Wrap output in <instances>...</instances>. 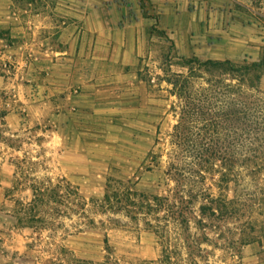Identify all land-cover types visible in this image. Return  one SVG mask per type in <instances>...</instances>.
<instances>
[{
  "label": "crops",
  "instance_id": "crops-1",
  "mask_svg": "<svg viewBox=\"0 0 264 264\" xmlns=\"http://www.w3.org/2000/svg\"><path fill=\"white\" fill-rule=\"evenodd\" d=\"M56 2L54 31L0 9V30L14 38L0 49V264L97 259L86 254H97L96 231L82 226L71 233L57 221L45 234L41 222L28 220L27 207L48 195L41 188L53 181L79 196L105 194L114 129L124 139L127 117L142 116L150 102L138 68L156 43L165 46L166 34L187 54H264V0ZM240 263L264 264V242L245 246Z\"/></svg>",
  "mask_w": 264,
  "mask_h": 264
},
{
  "label": "rangeland",
  "instance_id": "rangeland-1",
  "mask_svg": "<svg viewBox=\"0 0 264 264\" xmlns=\"http://www.w3.org/2000/svg\"><path fill=\"white\" fill-rule=\"evenodd\" d=\"M59 7L56 0H11V2L8 0L7 3H0V9L22 13L28 26L36 28L35 23L39 21L43 29H53L52 31L57 28L54 17ZM36 14L41 15L40 18H37ZM28 31L32 29L28 28ZM0 38H3L0 40V49H7L8 46L14 44V38L9 35L7 29L0 30ZM165 38V46L161 47V44L156 43L153 55H149L138 68V75L144 80L151 100L144 106L142 116L135 113L127 117L124 139L115 127V137L111 142L114 164L107 175L104 191H106L107 184L110 185L111 193L115 189H124L127 185L139 191L159 194L165 189L160 171L158 169L149 170L148 165L151 163L153 152L163 151L161 160L165 162L167 152L171 149L168 133L178 117L172 110L176 96L169 91L172 87L170 81H174L176 73L188 70L183 65L184 60L181 56L189 58L196 55L201 59L209 58L207 51L197 54L180 52L167 34ZM5 44L6 46H3ZM214 56H222V53H214ZM245 59L249 63L262 62V58L253 60L246 57ZM231 60L237 64L244 61L243 58H231ZM12 66L9 61H5L6 69L12 71ZM258 71L261 76H264V66H261ZM259 84L264 89V77L260 79ZM163 109H165L164 114ZM139 120H141L140 124L137 123ZM227 133L226 130L214 133L215 137L210 143L235 145L243 142L239 131L231 133L230 137ZM218 178L216 174L214 183L218 181ZM212 183V180H207L215 196H219L222 192L229 198L236 199L235 210L224 212L223 216L220 213L219 217L207 220V226L203 229L200 228L199 223L192 220L191 235H195L196 238L204 233L209 240L196 242L194 238H191L193 244L190 247L187 246L184 238H177L172 225L169 227L167 236L159 237L153 231L145 229L142 220L136 224L122 213L113 214L104 211L105 209L101 206L104 194L85 195L86 197L81 198L75 188L69 187L67 191L65 184L56 181L44 183L41 191L49 193V196L38 197L37 203L27 207L26 215H30L31 207L36 206V211L40 212L45 221L46 219L53 220V224L46 225L45 221L39 224L45 234L53 232L52 228L55 229L58 222H61L71 233L82 226H85L87 231L97 232V254L86 252L90 256L97 255V259L85 258L78 262L69 254L70 263L241 264L240 258L245 246L264 242V184L261 179L255 182L247 176L241 179L237 189H235V183H231L230 188L226 190ZM51 194H56L57 197L52 200ZM160 214L163 215V213ZM196 215H199L198 210L195 212Z\"/></svg>",
  "mask_w": 264,
  "mask_h": 264
},
{
  "label": "trees",
  "instance_id": "trees-1",
  "mask_svg": "<svg viewBox=\"0 0 264 264\" xmlns=\"http://www.w3.org/2000/svg\"><path fill=\"white\" fill-rule=\"evenodd\" d=\"M181 58L188 70L175 74L169 90L176 96L172 110L178 117L168 133L171 149L165 162L161 160L163 151L153 152L148 165L149 170L160 171L165 189L159 194L127 185L111 193L107 184L101 206L104 211L126 215L136 224L142 220L145 229L159 237L167 236L172 225L177 238H184L190 247L191 238L196 242L209 240L204 233L196 238L191 235L192 220L203 229L207 220L235 210L236 199L222 192L215 196L207 180L214 183L217 174L218 181L212 184L225 190L231 183L237 189L246 176L264 184V89L258 71L264 66V56L262 62L244 59L239 64L228 58ZM224 130L228 137L239 131L243 142L210 143L214 133ZM44 196L49 195L36 196L33 202ZM56 197L50 196L52 200ZM32 208L36 206L31 207L28 220L44 222L41 215L35 217ZM196 209L199 215L195 216Z\"/></svg>",
  "mask_w": 264,
  "mask_h": 264
}]
</instances>
